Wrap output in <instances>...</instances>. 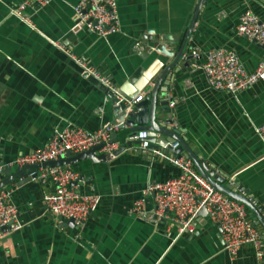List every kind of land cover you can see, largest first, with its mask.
Segmentation results:
<instances>
[{"label":"crops","instance_id":"0c3cea01","mask_svg":"<svg viewBox=\"0 0 264 264\" xmlns=\"http://www.w3.org/2000/svg\"><path fill=\"white\" fill-rule=\"evenodd\" d=\"M21 1L0 0V163L4 164L44 146L56 130L94 131L118 120L112 93L82 73L55 41L106 75L119 90L125 83L141 84L138 95L144 96L143 88L152 85L172 61L155 49L156 43L176 53L198 2L117 0L119 30L101 37L87 29H71L78 0L27 7L21 12L25 20L10 14V7ZM248 10L264 20V0L202 1L189 34L199 58L180 59L169 70L170 78L161 80L159 86L166 92L158 90L157 96L171 94L177 104L156 119L164 123L174 116L187 145L223 177V183L233 179L264 207V139L254 129L264 122V80L230 94L212 89L195 66L209 51L224 47L238 54L247 71L255 69L263 46L234 31L239 16ZM133 131L119 127V147L130 141ZM137 146L134 142L125 146L112 161L83 159L69 164L81 177L75 186L99 196L80 226L66 220L59 223L47 210L43 194L52 189L49 181H33L25 172L9 182L6 187L12 189L10 200L21 227L0 239V264H264V257L257 260L249 246L229 257L218 225L206 216L196 219L192 234L177 236L175 227L169 228L168 216L155 212L151 195L145 207L152 218L138 217L134 201L147 183L165 181L178 169L171 152L144 154ZM180 153L185 155L176 154ZM11 168V172L17 169ZM260 212L264 215V210Z\"/></svg>","mask_w":264,"mask_h":264},{"label":"built area","instance_id":"2783aa9c","mask_svg":"<svg viewBox=\"0 0 264 264\" xmlns=\"http://www.w3.org/2000/svg\"><path fill=\"white\" fill-rule=\"evenodd\" d=\"M49 2L50 0H22L10 7V14L25 20L21 16L24 9L42 7ZM73 11L75 16L71 27L73 31L87 29L101 37H106L119 30L117 0H78L73 6ZM234 31L237 35L263 46L261 59L254 70L247 71L238 54L224 47L209 51L204 62L195 63V66L203 71L206 82L212 89L230 94H235L264 80V20L249 10L244 11L239 16ZM191 39L189 35L182 59L197 60L199 58V50L191 44ZM54 44L78 64L82 73L95 78L114 95L117 99L113 102L114 106L122 104L128 112L132 111L143 99L141 94L133 97L121 94L119 88L112 84L106 75L89 66L63 44L56 41ZM166 98L169 109L173 110L177 100L171 94H168ZM169 120L166 127L180 133L174 116ZM120 124L121 121L118 120L103 123L94 131L80 127L56 130L44 146L26 154H19L6 164L0 163V176L7 167L41 165L43 162L65 157L68 151L77 154L101 144L102 146L97 151L105 155L106 161H112L121 143L117 140L113 141L111 135L119 129ZM254 129L256 134L264 139V122L255 126ZM149 137L148 130L143 128L128 136V139L139 140L137 147L144 154L151 152L152 155H165L161 153L163 151L160 148H149ZM169 146L173 150L179 146V142L175 140L169 143ZM171 161L177 167L178 174L165 181L148 182L142 195L134 201L133 212L138 217L146 215L152 218V213L148 214L145 207L146 197L151 195L157 215L168 216L169 228L175 227L176 235L180 236L194 232L198 213L201 208H204L206 217L218 225L222 248L229 257H237L243 247L249 246L255 258L262 260L264 257L263 230L253 225L247 206L216 189L196 170L193 161L186 154H174L171 156ZM29 176L33 181L51 183L52 189L43 194V200L47 210L58 219L59 223L72 219L77 226L82 225L99 202L97 194L83 193L75 186L77 181H81V177L69 165L47 168L39 166ZM230 183L235 184L233 179ZM236 189L241 195L247 197L259 211L264 210V207H261L252 195H248L246 190L238 186ZM11 192L12 189L9 187L0 189V239L21 227L17 208L10 200ZM169 232L171 234V230Z\"/></svg>","mask_w":264,"mask_h":264},{"label":"water","instance_id":"95a60500","mask_svg":"<svg viewBox=\"0 0 264 264\" xmlns=\"http://www.w3.org/2000/svg\"><path fill=\"white\" fill-rule=\"evenodd\" d=\"M203 0H198L196 4L195 11L191 17V20L189 22V25L187 27L185 36L183 38V41L179 47V49L174 53V50L167 49L165 45L159 44L157 45L155 49L163 54L168 55L172 58V61L167 64L161 74L159 75L158 79L152 83V85H147L143 90L146 92V94L143 96L144 98L137 103L135 108L132 111H125L124 105H118L113 106V111L116 114H119L118 120L121 121L120 127L128 126L135 128V132L139 129L146 128L149 132V148H154L155 146H159L160 149L171 152V154H176L181 151H184V153L193 161L194 167L196 170L204 177L206 178L216 189L222 191L223 193L227 194L233 199H236L238 201L243 202L248 209L250 210V214L252 215L253 225H261L263 228L262 238H264V216L262 213L258 210L256 206H254L247 197L241 195L237 192L236 186L237 184L231 185V184H224L223 183V177L216 173L214 168L205 163L199 155H197L185 142L184 137L175 131H171L166 127V123H168L170 120L165 119L161 123L156 118L160 117L163 118V113H167V111H170V109L166 108L168 104V100L166 98H160L157 96L158 90H160L162 93L165 94L166 88L161 89L159 84L161 83V80L163 78H170L169 70L182 59V54L184 52V48L188 39V36L191 32L193 23L195 21L196 15L199 11L200 5L202 4ZM162 39H165V37H162ZM143 81H141L142 83ZM141 85V84H140ZM139 86L134 85L135 87L131 86L130 83H125L122 85L120 89V93L123 95H127L129 97H133L135 95H138L140 92L139 90L142 89ZM113 102H115L117 99L114 97L113 94ZM158 100V101H157ZM158 105L160 107L158 108ZM139 108V109H138ZM137 125L139 127H137ZM133 132L131 135H133ZM161 133L163 136L157 137V134ZM117 132L112 133L111 137L112 140H116ZM179 142V146L173 150H171L169 143H172L174 141ZM139 140L130 139V141L126 142L124 145L120 146L116 153H119L122 151L125 146H130L131 143H138ZM101 145L94 146L88 150L82 151L77 154H73L70 151L67 152L66 156L63 158H59L57 160H49L46 162H43L41 165L39 164H31V165H24L23 167L17 168L14 172H11L12 168L8 167L4 170L3 175L0 176V189L3 187H6L9 182H13L16 179H19L25 172H27L29 175L34 172L39 166L43 167H52V166H62V165H69L75 162H78L83 159H90L93 162H99V161H106V157L103 153H95ZM239 186V185H238ZM247 191V190H246ZM248 192V191H247ZM206 216L204 208H201L198 217ZM66 222L70 225L74 226V222L72 219L66 220Z\"/></svg>","mask_w":264,"mask_h":264},{"label":"trees","instance_id":"16d2710c","mask_svg":"<svg viewBox=\"0 0 264 264\" xmlns=\"http://www.w3.org/2000/svg\"><path fill=\"white\" fill-rule=\"evenodd\" d=\"M247 211H248V213H249L250 217H252V215L250 214V210L248 209V207H247Z\"/></svg>","mask_w":264,"mask_h":264},{"label":"rangeland","instance_id":"374dc122","mask_svg":"<svg viewBox=\"0 0 264 264\" xmlns=\"http://www.w3.org/2000/svg\"><path fill=\"white\" fill-rule=\"evenodd\" d=\"M229 184H231V183L229 182Z\"/></svg>","mask_w":264,"mask_h":264}]
</instances>
